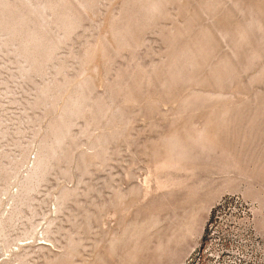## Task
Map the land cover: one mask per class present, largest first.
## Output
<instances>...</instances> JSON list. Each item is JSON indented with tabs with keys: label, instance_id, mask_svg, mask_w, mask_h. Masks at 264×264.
<instances>
[{
	"label": "rangeland",
	"instance_id": "1",
	"mask_svg": "<svg viewBox=\"0 0 264 264\" xmlns=\"http://www.w3.org/2000/svg\"><path fill=\"white\" fill-rule=\"evenodd\" d=\"M228 195L263 235L264 0H0V264H193Z\"/></svg>",
	"mask_w": 264,
	"mask_h": 264
},
{
	"label": "built area",
	"instance_id": "2",
	"mask_svg": "<svg viewBox=\"0 0 264 264\" xmlns=\"http://www.w3.org/2000/svg\"><path fill=\"white\" fill-rule=\"evenodd\" d=\"M209 233L231 235L230 243L215 242L206 264H264V234L256 232L253 207L241 196L228 195L211 208ZM248 234H259V242L248 241Z\"/></svg>",
	"mask_w": 264,
	"mask_h": 264
},
{
	"label": "bare ground",
	"instance_id": "3",
	"mask_svg": "<svg viewBox=\"0 0 264 264\" xmlns=\"http://www.w3.org/2000/svg\"><path fill=\"white\" fill-rule=\"evenodd\" d=\"M210 226H211V222L209 223L208 226H206L207 227L206 231H207V236H208V241H207L208 243L207 242H205V243H207V246H204L205 249H204L203 253L201 254V256H199L194 261L193 264H206L207 263V256L213 250V243H215V242L230 243L231 242V235H224V232H216V234L209 233L208 227H210ZM248 241L259 242V236L254 235V234H248Z\"/></svg>",
	"mask_w": 264,
	"mask_h": 264
}]
</instances>
